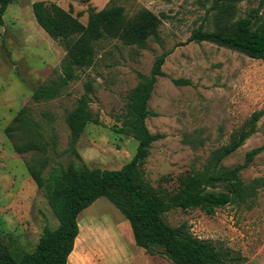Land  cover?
Instances as JSON below:
<instances>
[{
  "label": "rangeland",
  "instance_id": "rangeland-1",
  "mask_svg": "<svg viewBox=\"0 0 264 264\" xmlns=\"http://www.w3.org/2000/svg\"><path fill=\"white\" fill-rule=\"evenodd\" d=\"M34 1L14 0L0 24V233L3 244L17 255L35 248L45 225L58 224L27 169L37 153L16 152L4 131L21 107L31 108L50 141V164L44 173L53 165L72 161L119 169L138 144L115 129L125 116L127 96L139 81L138 73L149 74L156 56L170 50L162 67L164 75L158 77L148 103L153 114L146 119L152 132L164 136L153 142L144 164L150 182L170 190L177 187L179 174L203 169L214 149L246 128L253 112L264 109L263 59L211 41L190 40L201 23L215 28L216 11L210 9L214 0H121L129 17L144 9L158 15L159 40L150 38L142 48L118 38L102 39L92 66L80 69L59 96L35 101V88L61 72L66 50L37 22ZM44 1L61 5L85 23L90 8L102 9L110 0ZM259 5L264 15V0H242L225 21L233 22ZM173 78L190 83L176 84ZM88 81L92 83L90 107L100 123L85 127L74 151L66 115ZM260 146L264 148V113L256 132L222 163L226 167L243 163L247 152ZM241 177L246 182L264 177V149ZM164 218L173 226L187 222L195 236L239 257L225 264H264V187L251 205L231 203L212 214L177 207ZM82 223L87 238L81 243L82 264H174L163 254H150L137 245L130 222L105 196L81 212L80 231Z\"/></svg>",
  "mask_w": 264,
  "mask_h": 264
},
{
  "label": "trees",
  "instance_id": "trees-1",
  "mask_svg": "<svg viewBox=\"0 0 264 264\" xmlns=\"http://www.w3.org/2000/svg\"><path fill=\"white\" fill-rule=\"evenodd\" d=\"M13 1L0 0V24L4 22L3 15ZM240 1L214 0L210 9L216 11L215 28L209 29L201 23L192 30L190 40L211 41L264 60V15L261 5L233 22L225 21ZM32 9L39 25L66 50L61 72L35 88V101L59 96L78 77L80 69L92 66L100 40L118 38L125 44L144 48L150 38L159 40L160 37L161 19L158 15L144 9L129 17L121 0H110L99 10L90 8L85 23L55 2L35 0ZM169 53L170 50H165L156 56L149 74L138 73L139 81L127 96L125 116L115 129L132 136L138 144L132 158L119 169L72 161L67 165H53L44 173L50 164V141L31 108H20L4 131L12 140L16 152L37 153L27 162V169L47 198L58 224L56 227L45 225L35 248L20 255L3 244L0 233V264H68L80 231L79 215L102 196L121 211L130 222L136 244L150 254L161 253L174 264H225L239 260L230 249L195 236L187 222L171 225L164 214L177 207L184 210L200 208L212 214L216 208L227 204L254 203L259 189L264 187V177L246 182L241 172L264 148L260 146L249 150L243 163L226 167L222 162L256 132L264 109L253 112L246 128L228 143L214 149L203 169L179 174L176 188L170 190L154 186L146 177L144 164L153 142L164 134L152 132L146 119L153 114L148 103L158 77L164 75L162 67ZM173 81L176 84L190 83L183 78H173ZM91 91L92 83L88 81L76 106L66 115L74 151L85 127L89 123H100L99 116L90 107Z\"/></svg>",
  "mask_w": 264,
  "mask_h": 264
},
{
  "label": "bare ground",
  "instance_id": "bare-ground-1",
  "mask_svg": "<svg viewBox=\"0 0 264 264\" xmlns=\"http://www.w3.org/2000/svg\"><path fill=\"white\" fill-rule=\"evenodd\" d=\"M86 231L84 227V223H82V228L80 234H78L76 238V246L74 247L72 253L69 255L68 264H82L83 257L81 254V243L86 240Z\"/></svg>",
  "mask_w": 264,
  "mask_h": 264
},
{
  "label": "crops",
  "instance_id": "crops-1",
  "mask_svg": "<svg viewBox=\"0 0 264 264\" xmlns=\"http://www.w3.org/2000/svg\"><path fill=\"white\" fill-rule=\"evenodd\" d=\"M81 214V213H80ZM80 225V224H79Z\"/></svg>",
  "mask_w": 264,
  "mask_h": 264
}]
</instances>
